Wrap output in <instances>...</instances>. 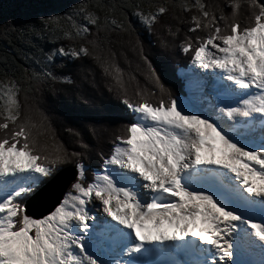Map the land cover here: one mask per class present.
<instances>
[{
  "label": "snow or ice",
  "instance_id": "snow-or-ice-1",
  "mask_svg": "<svg viewBox=\"0 0 264 264\" xmlns=\"http://www.w3.org/2000/svg\"><path fill=\"white\" fill-rule=\"evenodd\" d=\"M24 7L34 14L21 32L47 33L52 47L39 49L38 69L15 59L0 68V264H264V0ZM126 10L156 32L161 56L179 25L204 33L179 44L191 54L181 75L194 106L165 86L138 38L129 43L152 90L137 82L129 95L136 77L111 47L113 33L135 32ZM85 58L123 107L74 119L70 149L34 93L49 81L72 85L57 60ZM79 71L88 80L94 69ZM124 120L121 132L114 125ZM106 136L113 137L107 154ZM94 154L101 166L89 177ZM42 194L51 206L29 214L28 202Z\"/></svg>",
  "mask_w": 264,
  "mask_h": 264
},
{
  "label": "trees",
  "instance_id": "trees-1",
  "mask_svg": "<svg viewBox=\"0 0 264 264\" xmlns=\"http://www.w3.org/2000/svg\"><path fill=\"white\" fill-rule=\"evenodd\" d=\"M28 2L29 0H0V68H3V61L5 59H7L9 64L15 59L18 64L38 69L41 65L37 64L36 60L42 59L39 49L47 51L52 47V44L47 39V33H44L42 37H38L32 33L21 32L22 26L26 22H30L34 14L24 7ZM79 2L80 0H55V3L60 6L69 7ZM103 2L120 4L125 2V0H103ZM206 2L218 3L222 2V0H206ZM126 11L128 12L129 20L135 32L131 37L126 33L122 37L120 34L113 33L111 47L116 52L117 60L121 67L129 75L136 77V81L132 82L129 87V95L132 96L137 87V82L141 89L148 88L150 91L152 90V86L144 78L143 65L138 60L137 52L133 51L129 43V40L138 38L145 54L153 61L154 66L161 75L162 82L165 86L179 99L184 98L187 89L184 88L183 82L179 78V71H184L190 67L189 61L191 54L181 52L179 50V44L186 35L195 36L199 34L203 36L204 33L189 34L186 31L187 24L179 25L180 31L178 37L173 41L174 47L161 56L157 54L159 44L156 32L149 33L135 17H132L131 10ZM184 15L187 17L190 14L185 13ZM173 23L175 24V21ZM37 27H40L39 24H37ZM33 45L36 47H33ZM25 56L28 59H24ZM57 63H63L65 65V73L70 72L75 82L72 85H67L49 81L46 85L42 86L40 91L34 94L38 101V106L48 118L47 122L51 125V129L56 137L71 149L75 145L71 143L67 129L75 126L72 122L74 119L95 111H102L106 107L120 106L122 108L123 106L119 105V100L114 93L108 92L107 79L90 59L85 58L83 61H69L67 59L61 61L58 59ZM138 64H140L139 68L137 67ZM81 67H91L94 69L90 73L88 80L81 78L79 71ZM84 98L88 101L86 105L83 104ZM153 99L155 100V98ZM81 106H83V111H70V109H79ZM77 122L82 124L87 123V121L83 120ZM126 122L127 120L120 121L114 127L119 128L123 132L122 125ZM112 139V136H106L100 145L105 154L108 153L111 147ZM87 163L89 164L87 174L91 177L100 168L101 160L98 155L94 154Z\"/></svg>",
  "mask_w": 264,
  "mask_h": 264
},
{
  "label": "water",
  "instance_id": "water-1",
  "mask_svg": "<svg viewBox=\"0 0 264 264\" xmlns=\"http://www.w3.org/2000/svg\"><path fill=\"white\" fill-rule=\"evenodd\" d=\"M64 190H66V186ZM60 194V192H57L56 195L59 196ZM28 204L29 214L38 217L49 209L52 204V201L48 199L47 195L42 194L40 197L29 201Z\"/></svg>",
  "mask_w": 264,
  "mask_h": 264
},
{
  "label": "rangeland",
  "instance_id": "rangeland-1",
  "mask_svg": "<svg viewBox=\"0 0 264 264\" xmlns=\"http://www.w3.org/2000/svg\"><path fill=\"white\" fill-rule=\"evenodd\" d=\"M191 67H192V66L190 65V67H188V68H187L186 70H184V71L189 70ZM184 71H179V78L181 79V81L183 82V84H184V78H183V76L181 75V73L184 72ZM181 100H183V101L185 102V104L188 105L189 107L194 106V105L196 104V102H197V101H196L195 94H194V93H189L188 91H187L185 97L182 98ZM97 203H98V202H97ZM100 212H101V211H98V210H95V211H94V213H95L96 215H101L102 212H101V214H100Z\"/></svg>",
  "mask_w": 264,
  "mask_h": 264
},
{
  "label": "bare ground",
  "instance_id": "bare-ground-1",
  "mask_svg": "<svg viewBox=\"0 0 264 264\" xmlns=\"http://www.w3.org/2000/svg\"><path fill=\"white\" fill-rule=\"evenodd\" d=\"M96 203H97V202H96ZM95 210H97V209H95V208H94V209H93V211H95ZM100 214H101V212H100ZM257 215H258V214H257ZM256 258H257V260L259 259V257H258V256H256Z\"/></svg>",
  "mask_w": 264,
  "mask_h": 264
}]
</instances>
